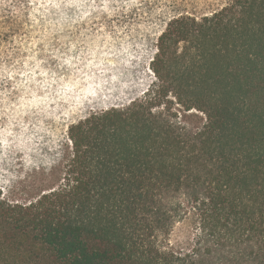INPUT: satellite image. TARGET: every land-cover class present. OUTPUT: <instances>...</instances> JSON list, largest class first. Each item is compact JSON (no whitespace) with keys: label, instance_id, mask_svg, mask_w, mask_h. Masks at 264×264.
<instances>
[{"label":"trees","instance_id":"16d2710c","mask_svg":"<svg viewBox=\"0 0 264 264\" xmlns=\"http://www.w3.org/2000/svg\"><path fill=\"white\" fill-rule=\"evenodd\" d=\"M151 55L139 95L67 126L45 189L0 191V264H264V0L174 15Z\"/></svg>","mask_w":264,"mask_h":264},{"label":"rangeland","instance_id":"374dc122","mask_svg":"<svg viewBox=\"0 0 264 264\" xmlns=\"http://www.w3.org/2000/svg\"><path fill=\"white\" fill-rule=\"evenodd\" d=\"M227 2L0 0L11 17L0 26L2 195L32 200L46 188V172L61 168L69 124L147 87V64L172 16L205 15ZM185 233L178 225L172 242Z\"/></svg>","mask_w":264,"mask_h":264}]
</instances>
